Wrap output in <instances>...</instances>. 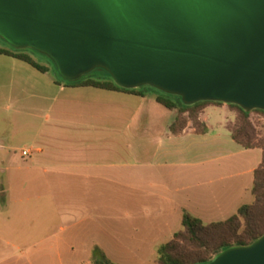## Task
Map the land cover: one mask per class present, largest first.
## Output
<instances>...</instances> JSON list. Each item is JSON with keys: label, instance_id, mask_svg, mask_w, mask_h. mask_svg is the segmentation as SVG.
Returning <instances> with one entry per match:
<instances>
[{"label": "crops", "instance_id": "1", "mask_svg": "<svg viewBox=\"0 0 264 264\" xmlns=\"http://www.w3.org/2000/svg\"><path fill=\"white\" fill-rule=\"evenodd\" d=\"M156 99L143 91L67 86L48 70L0 55V214L58 223L36 239L0 221V247L9 249L7 258L18 261L27 249L50 264H92L95 247L107 255V246L121 244L115 224L100 220H123L129 228L123 243L130 246L142 235L133 221L146 229L148 220L168 219L160 209L148 211L149 198L171 206L172 213L180 209L168 196L201 188L211 159L236 156L231 163L241 170L236 175H253L258 167L247 166L244 156L253 150L232 139L234 115L225 106L202 110L205 134L187 125L174 135L170 127L177 113ZM223 202L228 208L236 203L232 196ZM175 233L169 229L171 239Z\"/></svg>", "mask_w": 264, "mask_h": 264}, {"label": "water", "instance_id": "2", "mask_svg": "<svg viewBox=\"0 0 264 264\" xmlns=\"http://www.w3.org/2000/svg\"><path fill=\"white\" fill-rule=\"evenodd\" d=\"M0 38L74 83L94 70L184 107L264 112V0H0ZM208 264H264V235Z\"/></svg>", "mask_w": 264, "mask_h": 264}, {"label": "rangeland", "instance_id": "3", "mask_svg": "<svg viewBox=\"0 0 264 264\" xmlns=\"http://www.w3.org/2000/svg\"><path fill=\"white\" fill-rule=\"evenodd\" d=\"M0 48L6 49L13 53H24L28 55L37 65L47 69L49 74L52 78H55L61 82L70 83L62 79L55 66L53 65L52 61L45 55L37 53L30 49H15L9 46L2 38H0ZM85 80H92L96 82H112L110 76L102 70H94L88 75L81 77L79 80L75 82H82ZM72 83V82H71ZM135 91H143L149 94H156L160 95L161 97L167 99H176L180 101L178 97L171 96L164 94L154 88L145 86L136 89ZM181 103V101H180ZM208 106H216L222 107L225 106L227 110L234 115V121L230 123L229 126H233L234 124L240 123V115L236 109L229 108V105H214L209 104ZM192 107V106H189ZM201 112V111H200ZM199 111H188L184 113L181 117V123L190 125L192 128L195 127L194 122L199 119L200 115ZM248 114V122L251 125L254 134L260 140L264 139V116L258 114L254 111L247 112ZM201 121V120H200ZM203 124L196 125L198 130L202 129ZM246 157L247 166L257 168L261 162L262 153L260 150H253L251 152H246L244 155ZM236 156L227 157L222 160L211 159L207 162L204 167L210 168L208 177L206 176L205 179L201 181V188H193L191 186L190 192H179L178 194H170L168 197L174 200V203L180 204L181 208L184 209H177L173 213L170 210L171 206L166 205L163 201L160 202L157 198H149L148 204L146 207L148 208L149 212H158L159 209L161 210L162 214L168 217L167 220H148V227L144 229V227L140 226L141 221H133L132 228L141 229L135 241L129 246L128 244L124 245V234L129 232V228L124 226L123 220H115V221H105L100 220L99 222L103 225L108 224V222H112L115 224V230L117 233V238H120L121 244L118 245L110 244L107 246V259H109L113 264H156L158 254V248L168 242L171 239L173 233L178 232L182 229L181 227V220L184 213L194 214L193 216L196 217L200 216L201 221L204 224H209L212 222H221L229 219L232 215L236 214L233 213L235 208H241L246 203H251L253 201V197L250 194V184L253 180L252 174L247 175H239L236 174L241 172L238 170L239 168H234L231 166L232 161H236ZM221 164H228L231 166L230 168L226 167L222 170L216 171L215 168ZM213 169V170H212ZM232 199L234 202V206L230 208L221 206L224 205L228 199ZM197 197L202 198V201L198 200ZM158 201L160 203H158ZM199 203H203V207L199 206ZM236 212V211H235ZM8 213L5 211L0 214V221H3V227H9L14 229H19L21 231H25L26 233L29 232L37 239L42 236L47 230H53L56 225L58 224L56 220H42V219H34V220H27L26 218L23 219L22 216L20 217H13L12 219H7ZM167 222L169 225H167ZM135 224V226H134ZM66 226H69L66 225ZM128 228V229H127ZM169 229L171 230L172 234H169ZM71 230H75L74 228ZM159 231L161 233L159 234ZM158 235H153V234ZM156 239L157 241L153 243V240ZM142 240L140 243L139 241ZM22 244V243H21ZM9 249L6 247H0V259L3 258V263L0 264H50L47 260L42 259L39 257V253H35L33 250H25L20 252L18 261L16 257L12 259V257L7 258L6 255L8 254ZM33 254V255H32ZM213 255L211 259L214 257ZM93 259V251L91 252V261ZM210 259V260H211ZM53 264V263H51Z\"/></svg>", "mask_w": 264, "mask_h": 264}, {"label": "trees", "instance_id": "4", "mask_svg": "<svg viewBox=\"0 0 264 264\" xmlns=\"http://www.w3.org/2000/svg\"><path fill=\"white\" fill-rule=\"evenodd\" d=\"M0 55H6L26 62L40 72L47 69L37 65L24 53H13L0 48ZM67 86L94 87L109 91H121L126 93H139L135 90H123L114 83L96 82L85 80L82 82L67 83ZM157 102L168 110H175L177 115L170 127L174 135L181 133L186 124L181 123V117L188 111H201L209 104L222 105L220 103L202 102L192 107H184L176 99H167L157 95ZM236 109L240 115V123L229 126L232 139L245 150L258 149L262 152L261 163L253 172V184L251 195L253 201L243 205L235 215L222 222L204 224L200 219L184 213L181 220L182 229L175 233L172 239L161 245L158 250L156 264H208L213 255L233 246H247L264 235V139L260 140L253 132L248 122V114L237 106L229 105ZM264 116L263 111H254ZM199 119L194 122L196 134H205L207 128ZM203 124L198 130L196 125ZM92 264H113L107 259L104 252L95 247L93 249Z\"/></svg>", "mask_w": 264, "mask_h": 264}, {"label": "built area", "instance_id": "5", "mask_svg": "<svg viewBox=\"0 0 264 264\" xmlns=\"http://www.w3.org/2000/svg\"><path fill=\"white\" fill-rule=\"evenodd\" d=\"M27 155H28V153L26 151L22 152V156H27Z\"/></svg>", "mask_w": 264, "mask_h": 264}]
</instances>
